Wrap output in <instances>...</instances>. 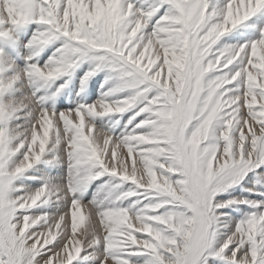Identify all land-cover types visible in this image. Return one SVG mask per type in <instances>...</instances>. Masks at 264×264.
I'll use <instances>...</instances> for the list:
<instances>
[{
    "label": "snow or ice",
    "instance_id": "6c2138e0",
    "mask_svg": "<svg viewBox=\"0 0 264 264\" xmlns=\"http://www.w3.org/2000/svg\"><path fill=\"white\" fill-rule=\"evenodd\" d=\"M261 12L264 0H155L147 9L135 0H0V38L46 26L27 45L36 62L0 80V264H264V27L225 39ZM86 59L98 63L85 83L106 68L119 80L106 95L131 94L47 107L39 93ZM21 82L28 93L10 96ZM132 110L129 123L141 119L122 137L95 123ZM20 113L27 127L14 123ZM61 149L67 184L16 183ZM249 173L259 179L245 191L256 198L217 199ZM104 175L121 181L114 188H135L109 206L77 196ZM54 197L74 198L55 215L31 211ZM240 205L238 220L221 223L223 210Z\"/></svg>",
    "mask_w": 264,
    "mask_h": 264
},
{
    "label": "rangeland",
    "instance_id": "374dc122",
    "mask_svg": "<svg viewBox=\"0 0 264 264\" xmlns=\"http://www.w3.org/2000/svg\"><path fill=\"white\" fill-rule=\"evenodd\" d=\"M219 2L222 5L226 3V0H219ZM135 3L137 7H144L145 9H147L155 3V0H135ZM163 11L164 10L162 9L161 14L163 13ZM263 20L264 12L258 13L257 16L251 18L245 23V25L241 26L237 30V32L232 33L229 37H226L225 39L229 43H236L237 41L233 40L231 37L238 35V33H255L256 35H258V29L261 26L264 27ZM45 27L46 26L44 25L32 23L27 25L20 31L16 32L14 38H0V49H3L4 53L6 54L3 57V65H0V68H3V73L0 72V80H7L18 70L25 68L29 63L36 62H30L27 60V56L32 51L27 47V45L31 41L33 35L38 30H43ZM148 30H151V26H149ZM63 43L64 40L60 39L50 44L49 46L44 48V50L40 53L36 60H38L40 65H44L45 62L48 61V58L45 56H50V53L55 52L58 48L62 46ZM50 50L52 51L50 52ZM7 55H9V57H7ZM7 58L9 59V61L6 60ZM5 61H8V63L10 61L11 62L8 64ZM96 63H98V61L86 59L81 62L77 68H75V70L71 73L70 76L58 80L55 85L51 87H45L47 91H44L45 89H43L42 92L50 97L51 93L54 92L60 84H63L65 81H68V86L64 89V91L60 95L55 97H52L51 95V97L46 101V106L57 112H62L68 108L75 109L82 104H93L101 99H108L114 101L131 94V90H125L117 92L112 96L106 95L109 90L116 87L119 83V80L116 78L115 74L111 73L106 68L97 71L96 74L93 77L89 78V80L85 83L83 78L89 71L95 68ZM11 65H14V68ZM6 66L9 67L8 71L7 68H5ZM9 71H11V73ZM23 88L24 85L23 82H21L17 85L16 89L12 90V92L9 93V95L18 98L23 97L29 91L27 87H25L26 89ZM25 112H27V109L25 110ZM18 115L20 116V118L14 121V123L20 124L23 127H27V122L30 120V118L27 117L25 113H20ZM134 115L135 110H132L127 111L123 114H112L109 116L97 117L95 119V123L98 128L110 132L114 134L117 138H119L131 132L132 129L135 127V124L141 119V117H137L136 120L132 121V123L130 124L129 121ZM21 129L23 130V128ZM52 152L53 151L47 152L45 156L41 159V161H39L32 169H29L28 172H26L22 177H20L16 183L18 185H23L25 190H35L46 182L50 184L59 185L60 183L58 181V175H61L64 180L62 182V185L67 184L69 177V165L66 158V154L62 151V149L57 150L56 152L54 151L53 155L48 154ZM57 156H59L60 158L57 159ZM51 163H54L55 165L52 166ZM258 171L264 173V168L259 169ZM258 179L259 177L256 173H249L248 176L241 182V184L234 186L226 192L220 193L217 196V199L227 200L232 198L243 197L254 199L256 198L255 193L245 191V189L248 187H252ZM117 184H121V181L118 178L109 175H104L98 180L94 181L88 187L86 192L82 194L77 193V196H81L85 203L95 199L98 204L102 203L103 206H109L111 204L112 199L115 197V195H118L119 192L135 188V185L129 183H123L120 188H114L113 185ZM261 191H264V188H261ZM106 196L108 197L107 200L104 199ZM72 198L74 197H69L67 199L68 202L67 200H60L59 202H57L55 200L56 198H53V201L51 203L43 205L42 207H37L35 209H32L31 211L36 215H40L44 212L55 215L61 211L66 210L67 207L70 205ZM130 202L131 201L129 200H125L123 201V204L126 206ZM244 208H246L245 205H240L239 207L234 206L233 208L223 210L227 212L228 215L221 218V223H227L228 217H234V219L238 220L243 214L240 209ZM220 232L227 233L228 228L223 227L220 229ZM78 264H95V262L90 260H82L78 262Z\"/></svg>",
    "mask_w": 264,
    "mask_h": 264
},
{
    "label": "bare ground",
    "instance_id": "6f19581e",
    "mask_svg": "<svg viewBox=\"0 0 264 264\" xmlns=\"http://www.w3.org/2000/svg\"><path fill=\"white\" fill-rule=\"evenodd\" d=\"M263 21H264V20H263ZM261 27H262V26H261ZM43 50H44V49H43ZM20 51H21V50H20ZM51 51H52V50H50V52H51ZM55 52H56V51H55ZM55 52H53V53H55ZM53 53H50V56H49V55H46L45 57H47L48 60H49V58L53 55ZM4 55H6V54L4 53ZM5 57H6V56H5ZM7 57H9V55H7ZM6 60L9 61L8 58H7ZM10 60H11V59H10ZM8 61H5V62L8 63ZM5 62H4V63H5ZM10 62H11V61H10ZM10 62H9V63H10ZM9 63H8V64H9ZM45 63H46V62H45ZM8 64H7V65H8ZM11 64H12V63H11ZM0 65H3V62L0 63ZM4 65H5V64H4ZM11 66H12V65H11ZM11 66H10V68H11ZM13 66H14V65H13ZM13 66H12V67H13ZM5 68H7V71L9 70V67L6 66ZM13 68H14V67H13ZM13 68H12V69H13ZM2 69H3V68H2ZM12 69H11V70H12ZM15 69H16V68H15ZM15 69H14V70H15ZM9 72L11 73V71H9ZM9 72H8V73H9ZM1 73H3V72H1ZM21 86H22V85H21ZM46 88H47V87H46ZM46 88H44V89H45L44 91H47ZM23 89H26L25 86H24ZM24 93H25V91H24ZM40 95H45V93L42 92V93H40ZM50 97H51V95H50ZM117 100H118V99H117ZM27 111H28V109H27ZM23 119H24V118H23ZM21 123H22V122H21ZM21 130H22V129H21ZM53 152H54V151H53ZM53 152H52V153H48V154H52V155H53V154H54ZM55 152H56V151H55ZM52 155H51V156H52ZM44 161H45V160H44ZM45 162H46V161H45ZM65 163H66V162H65ZM44 164H45V163H44ZM51 164H52V163H51ZM54 165H55V164L53 163L52 166H54ZM55 167H56V166H55ZM58 177H59V178H58V181H59V183H60L59 185H62V182H63L64 180H63V178H62L61 175H58ZM61 194L63 195V193H61ZM54 198H55V197H54ZM55 200H56V199H55ZM67 202H68V200H67Z\"/></svg>",
    "mask_w": 264,
    "mask_h": 264
}]
</instances>
